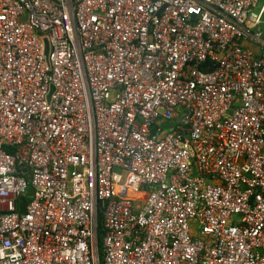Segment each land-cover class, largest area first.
<instances>
[{
    "label": "built area",
    "instance_id": "built-area-1",
    "mask_svg": "<svg viewBox=\"0 0 264 264\" xmlns=\"http://www.w3.org/2000/svg\"><path fill=\"white\" fill-rule=\"evenodd\" d=\"M0 264H264V0H0Z\"/></svg>",
    "mask_w": 264,
    "mask_h": 264
},
{
    "label": "trees",
    "instance_id": "trees-1",
    "mask_svg": "<svg viewBox=\"0 0 264 264\" xmlns=\"http://www.w3.org/2000/svg\"><path fill=\"white\" fill-rule=\"evenodd\" d=\"M31 194H32V189L29 188L27 190V192L19 199L17 205L20 209L21 212H25L26 210V206L28 205V203L30 202L31 200ZM102 216H100L99 218V241L101 239V236H102Z\"/></svg>",
    "mask_w": 264,
    "mask_h": 264
},
{
    "label": "water",
    "instance_id": "water-1",
    "mask_svg": "<svg viewBox=\"0 0 264 264\" xmlns=\"http://www.w3.org/2000/svg\"><path fill=\"white\" fill-rule=\"evenodd\" d=\"M45 54H47V47H46V50H45ZM26 171H27V169L24 168V169H22V170H19L18 173H20V172H21V173H26ZM236 220L239 221L240 219H239V218H236Z\"/></svg>",
    "mask_w": 264,
    "mask_h": 264
}]
</instances>
